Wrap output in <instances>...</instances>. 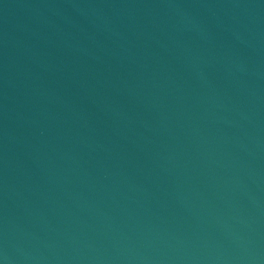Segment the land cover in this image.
Here are the masks:
<instances>
[{
  "label": "water",
  "instance_id": "obj_1",
  "mask_svg": "<svg viewBox=\"0 0 264 264\" xmlns=\"http://www.w3.org/2000/svg\"><path fill=\"white\" fill-rule=\"evenodd\" d=\"M0 264H264V0H0Z\"/></svg>",
  "mask_w": 264,
  "mask_h": 264
}]
</instances>
